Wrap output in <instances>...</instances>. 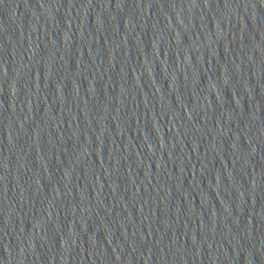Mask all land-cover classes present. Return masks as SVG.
Wrapping results in <instances>:
<instances>
[{
    "label": "water",
    "instance_id": "obj_1",
    "mask_svg": "<svg viewBox=\"0 0 264 264\" xmlns=\"http://www.w3.org/2000/svg\"><path fill=\"white\" fill-rule=\"evenodd\" d=\"M0 264H264V0H0Z\"/></svg>",
    "mask_w": 264,
    "mask_h": 264
}]
</instances>
